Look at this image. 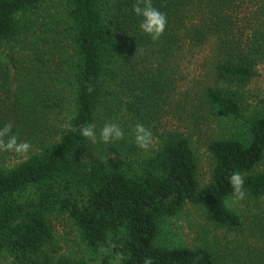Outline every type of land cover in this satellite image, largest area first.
I'll use <instances>...</instances> for the list:
<instances>
[{
  "label": "trees",
  "instance_id": "obj_1",
  "mask_svg": "<svg viewBox=\"0 0 264 264\" xmlns=\"http://www.w3.org/2000/svg\"><path fill=\"white\" fill-rule=\"evenodd\" d=\"M42 1L0 0V49L14 38L16 16ZM66 1L74 31L65 84L74 111L66 128L38 129L31 120L37 104L29 100H16L19 112L0 113V127L12 124L19 139L31 144L20 162L0 168V254L20 264H48L41 255L52 239L47 216L58 209L68 213L88 248L108 247L119 264H217L205 248L158 246V223L190 203L201 206L217 226L241 225L224 204L233 194L228 177L239 171L248 195H264V173L255 172L264 159V113L247 121V143L216 139L208 144L213 167L203 188L196 180L189 139L182 133L164 131L158 150L131 165L126 154L117 161L85 160L83 151L91 142L79 128L92 124L97 130L117 123L126 134L115 140L117 152H135L133 130L141 124L143 105L156 113L176 87L204 99L217 118L238 120L243 105L229 87H243L264 69V0H151L167 19L155 41L138 30L139 18L132 13L136 0ZM23 57L3 62L2 87L6 70L22 65ZM38 61L22 69L36 70ZM49 94L40 95V111L49 101L58 105L60 92ZM10 153L16 155L0 152V159ZM59 181L62 191L54 187ZM30 190L34 193L27 200L18 198ZM71 190L84 197L82 204L66 197ZM118 229L123 236L109 241L108 233Z\"/></svg>",
  "mask_w": 264,
  "mask_h": 264
},
{
  "label": "rangeland",
  "instance_id": "obj_2",
  "mask_svg": "<svg viewBox=\"0 0 264 264\" xmlns=\"http://www.w3.org/2000/svg\"><path fill=\"white\" fill-rule=\"evenodd\" d=\"M70 4L66 0H43L37 7L16 16L18 29L10 42H4L0 49V73H3V62L15 63L23 57V64H15L6 70L7 80L2 87L0 78V113L16 108V100H29L37 104L31 120L37 121V128L43 132L64 130L74 111L73 99L66 84V72L70 65L73 48V28L69 17ZM35 48L36 50H31ZM38 61V69L24 70L30 67L31 61ZM43 65V66H40ZM41 70V71H39ZM264 70V69H263ZM244 85L229 88L237 94L243 105L242 116L238 120L217 118L213 108L202 98L187 96L190 91L179 89L170 92L163 99L162 106L152 113L150 105L145 103L141 113V124L152 133V142L145 151L136 146L135 152L119 154L115 141L110 144L90 143L83 151V158L89 160L102 157L106 161L119 160L123 154L132 160L147 156L158 150L159 135L164 131H175L184 134L190 142L195 164L196 180L199 188L211 181L213 159L208 152V144L216 139H232L242 144L249 138L247 121L255 114L264 113V71ZM36 72V73H35ZM63 84V85H62ZM59 86H63V89ZM6 89V92H4ZM192 90V87L189 88ZM59 91L60 101L40 111V95L50 92L53 96ZM162 100V96L160 98ZM192 100V101H191ZM152 104H157L155 100ZM149 102V103H150ZM160 101H158V104ZM208 103V102H207ZM147 107V108H145ZM136 113V108L133 106ZM133 114V113H132ZM131 114V115H132ZM99 132V128L96 130ZM58 137V135H57ZM56 138V137H55ZM11 154V153H10ZM19 158L21 159H17ZM26 155L3 157L0 168L8 169L20 162ZM137 166V164H136ZM255 172L264 173V159ZM244 178V176H243ZM58 191L63 190V182L54 185ZM244 198L236 200L233 194L224 201L225 207L239 217L241 225L229 229L213 224L201 206L186 203L172 217L163 218L158 223L156 244L163 248H205L217 264H264V195L252 198L245 190ZM34 192L20 194L19 199L27 200ZM67 198L82 204L84 197L71 190ZM52 239L43 250L48 264H119L120 258L113 255L108 247L98 251L88 248L81 240L76 227L68 213L55 209L47 216ZM122 229L108 233V240L123 236ZM0 264H20L7 253L0 254ZM27 264V263H24Z\"/></svg>",
  "mask_w": 264,
  "mask_h": 264
},
{
  "label": "clouds",
  "instance_id": "obj_3",
  "mask_svg": "<svg viewBox=\"0 0 264 264\" xmlns=\"http://www.w3.org/2000/svg\"><path fill=\"white\" fill-rule=\"evenodd\" d=\"M132 13L139 18L138 30L157 40L165 31L167 19L166 14L153 7L151 0H136L132 5ZM79 134L87 138L92 144L98 141L110 144L112 141L121 140L125 137L124 129L117 123H105L99 132L92 124L83 125L79 128ZM133 138L139 149L147 150L152 142V133L143 124L137 123L134 126ZM31 148L28 141H21L16 133L12 131V124L6 123L0 127V152H13L18 155H26ZM229 185L236 200L244 198L243 176L239 171H233L228 177ZM145 264H149L146 261Z\"/></svg>",
  "mask_w": 264,
  "mask_h": 264
}]
</instances>
